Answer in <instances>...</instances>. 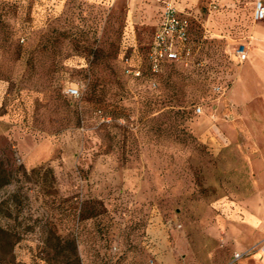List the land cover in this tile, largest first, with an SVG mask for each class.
Wrapping results in <instances>:
<instances>
[{
	"label": "rangeland",
	"instance_id": "rangeland-1",
	"mask_svg": "<svg viewBox=\"0 0 264 264\" xmlns=\"http://www.w3.org/2000/svg\"><path fill=\"white\" fill-rule=\"evenodd\" d=\"M255 1L0 0V264L232 259L219 205H264L235 90ZM166 2L197 14L191 55L151 73Z\"/></svg>",
	"mask_w": 264,
	"mask_h": 264
},
{
	"label": "crops",
	"instance_id": "crops-1",
	"mask_svg": "<svg viewBox=\"0 0 264 264\" xmlns=\"http://www.w3.org/2000/svg\"><path fill=\"white\" fill-rule=\"evenodd\" d=\"M262 1L264 2V0ZM178 11L188 12L197 20V14L194 11ZM255 42H257V45ZM255 42L254 44L256 46H262V42H260L258 38L255 39ZM246 61L245 67L247 68V74L246 71H243L236 83V102L238 100L241 102L245 101L244 107L248 110L249 128L246 130L242 129L241 131L242 135H247L249 137L250 167L258 170L255 178V184L258 186V189L262 186L261 191L256 194V197H258V200L263 202L264 31L263 47H255L250 50V52L247 53ZM215 217V225L218 232L220 231L218 234L219 237H221L220 233H232V242L230 245L233 247V253L243 252L247 248H251L258 243H261L264 239V205L259 207L258 205L254 206L251 203L243 204L238 199H234V201H226V199H223L222 203L219 205V212H217ZM208 233L211 232L208 231ZM226 240L228 239H225V241ZM262 244L263 247L260 252L256 253L248 260L241 261L239 264H264V242Z\"/></svg>",
	"mask_w": 264,
	"mask_h": 264
},
{
	"label": "built area",
	"instance_id": "built-area-1",
	"mask_svg": "<svg viewBox=\"0 0 264 264\" xmlns=\"http://www.w3.org/2000/svg\"><path fill=\"white\" fill-rule=\"evenodd\" d=\"M192 14L178 11L171 3L166 2L162 8L158 27L153 35L148 48V60L152 63V71H156V65L163 61L175 64L184 63L191 55L190 35L192 32ZM252 19L254 22L264 20V2L256 0L253 6ZM235 56L243 62L247 58L245 49L235 50ZM135 75H139L137 71ZM70 97H75L77 91L68 90ZM196 113H201L197 108ZM241 254L235 253L227 264H238Z\"/></svg>",
	"mask_w": 264,
	"mask_h": 264
},
{
	"label": "trees",
	"instance_id": "trees-1",
	"mask_svg": "<svg viewBox=\"0 0 264 264\" xmlns=\"http://www.w3.org/2000/svg\"><path fill=\"white\" fill-rule=\"evenodd\" d=\"M147 60H148V56H147ZM171 64H175V63H172V62H168V61H163V62H160L156 65V71L153 72L152 71V63L148 60V65H149V71L151 73H157L161 70V68L164 66V65H171Z\"/></svg>",
	"mask_w": 264,
	"mask_h": 264
}]
</instances>
